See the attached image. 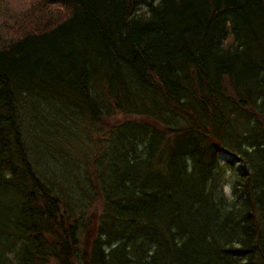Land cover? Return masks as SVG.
<instances>
[{
    "label": "trees",
    "instance_id": "16d2710c",
    "mask_svg": "<svg viewBox=\"0 0 264 264\" xmlns=\"http://www.w3.org/2000/svg\"><path fill=\"white\" fill-rule=\"evenodd\" d=\"M43 99L105 132L96 214L31 158ZM0 264H264V0H0Z\"/></svg>",
    "mask_w": 264,
    "mask_h": 264
},
{
    "label": "rangeland",
    "instance_id": "374dc122",
    "mask_svg": "<svg viewBox=\"0 0 264 264\" xmlns=\"http://www.w3.org/2000/svg\"><path fill=\"white\" fill-rule=\"evenodd\" d=\"M40 101L39 110L37 112L30 110L25 116L24 122L26 125L25 141L31 158L34 160L33 162H36V166L41 173L51 175L52 172V174H57V181L68 188L69 193L67 197L69 202L73 206H76V208L73 207L74 210L77 211V207L83 205L87 211L91 204L95 202L96 208L93 212L96 214L101 204L95 198V192L97 187H99V183L95 179L91 180V174L93 173L91 167L93 155L95 154L96 156L101 151L98 148V142L105 137V132L97 126L89 124L87 120H82L79 115L76 118L78 120L72 122L74 124H69L68 122L71 121L68 119L69 117H67L66 112L56 114L53 108L54 105L51 107L50 103L44 101V99ZM55 106L57 107V105ZM57 128H62L60 129L61 132L57 131ZM61 135H63L64 139L72 140V144L66 147L64 144L65 140L61 138ZM66 148L67 152L64 151V154L68 153L70 155L67 165L61 155L51 156L56 151L63 152ZM228 158L230 157L226 154L220 157L222 165L226 163ZM78 160L88 161V167L87 165L83 166L81 163L82 167L79 166V168L81 167L80 169L74 168L73 166ZM240 165L241 163H236L234 168H224L227 171V177L231 180L232 178L234 179L236 177L234 170H237ZM58 192L61 194L60 191ZM224 192L232 196L230 186L226 187ZM88 213L89 216L92 214H90V209H88Z\"/></svg>",
    "mask_w": 264,
    "mask_h": 264
}]
</instances>
